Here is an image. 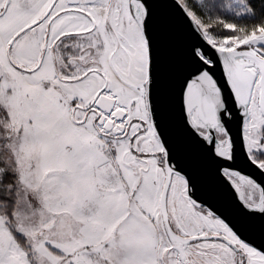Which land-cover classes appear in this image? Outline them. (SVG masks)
<instances>
[{
	"label": "snow or ice",
	"instance_id": "obj_1",
	"mask_svg": "<svg viewBox=\"0 0 264 264\" xmlns=\"http://www.w3.org/2000/svg\"><path fill=\"white\" fill-rule=\"evenodd\" d=\"M181 146L264 234V0H0V264H264Z\"/></svg>",
	"mask_w": 264,
	"mask_h": 264
},
{
	"label": "water",
	"instance_id": "obj_2",
	"mask_svg": "<svg viewBox=\"0 0 264 264\" xmlns=\"http://www.w3.org/2000/svg\"><path fill=\"white\" fill-rule=\"evenodd\" d=\"M159 12L165 27H168L166 11L164 9H160ZM181 153L186 162L197 175V178L201 182L202 186L215 199L218 206H220L224 212L233 215L238 222H240L241 225L251 233L257 243L264 242V234L260 231L259 222H249L245 218L239 217L236 210L231 207L227 194L215 183L213 177V165L211 162L206 160L195 149H189L181 146Z\"/></svg>",
	"mask_w": 264,
	"mask_h": 264
}]
</instances>
